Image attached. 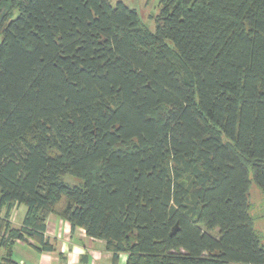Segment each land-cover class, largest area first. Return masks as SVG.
<instances>
[{
  "label": "trees",
  "instance_id": "obj_1",
  "mask_svg": "<svg viewBox=\"0 0 264 264\" xmlns=\"http://www.w3.org/2000/svg\"><path fill=\"white\" fill-rule=\"evenodd\" d=\"M156 23L0 0V264L17 241L54 251L51 215L115 262L264 264V0H161Z\"/></svg>",
  "mask_w": 264,
  "mask_h": 264
},
{
  "label": "crops",
  "instance_id": "obj_2",
  "mask_svg": "<svg viewBox=\"0 0 264 264\" xmlns=\"http://www.w3.org/2000/svg\"><path fill=\"white\" fill-rule=\"evenodd\" d=\"M21 206H16L11 212L13 227L19 228L23 217L18 219ZM6 210H3V214ZM46 239L55 246L54 251H39L35 242L17 241L13 250L14 259L20 264H127L128 256L121 254L117 262L113 254L107 250L106 243L89 237L83 228H72L71 224L62 218L51 215L47 221ZM6 250L0 248V261Z\"/></svg>",
  "mask_w": 264,
  "mask_h": 264
},
{
  "label": "rangeland",
  "instance_id": "obj_3",
  "mask_svg": "<svg viewBox=\"0 0 264 264\" xmlns=\"http://www.w3.org/2000/svg\"><path fill=\"white\" fill-rule=\"evenodd\" d=\"M123 2L130 8L135 9L141 17L143 23L153 32L156 31L157 23L156 18L160 13L161 0H111L115 5L117 2ZM64 180L71 185H79L82 181L72 175H66ZM251 202V214L255 220V225L264 236V195L255 186L252 187L250 193ZM27 210L25 205L21 206V210L18 212V219L23 217V212Z\"/></svg>",
  "mask_w": 264,
  "mask_h": 264
}]
</instances>
